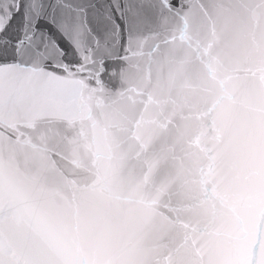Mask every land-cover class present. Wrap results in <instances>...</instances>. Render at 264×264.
I'll use <instances>...</instances> for the list:
<instances>
[{
	"label": "snow or ice",
	"instance_id": "snow-or-ice-1",
	"mask_svg": "<svg viewBox=\"0 0 264 264\" xmlns=\"http://www.w3.org/2000/svg\"><path fill=\"white\" fill-rule=\"evenodd\" d=\"M0 264H264V0H0Z\"/></svg>",
	"mask_w": 264,
	"mask_h": 264
}]
</instances>
